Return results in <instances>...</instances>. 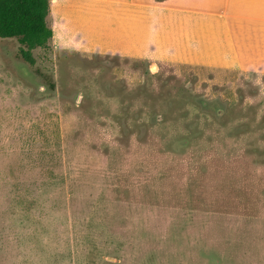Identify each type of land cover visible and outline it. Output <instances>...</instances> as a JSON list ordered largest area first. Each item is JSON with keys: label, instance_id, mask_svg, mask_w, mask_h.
<instances>
[{"label": "rangeland", "instance_id": "obj_1", "mask_svg": "<svg viewBox=\"0 0 264 264\" xmlns=\"http://www.w3.org/2000/svg\"><path fill=\"white\" fill-rule=\"evenodd\" d=\"M154 4L49 7L33 65L0 38V264H264V73Z\"/></svg>", "mask_w": 264, "mask_h": 264}, {"label": "crops", "instance_id": "obj_2", "mask_svg": "<svg viewBox=\"0 0 264 264\" xmlns=\"http://www.w3.org/2000/svg\"><path fill=\"white\" fill-rule=\"evenodd\" d=\"M79 1L97 4L100 11L97 15L106 19L119 18L124 21V32L133 35L135 31L141 35V8L153 7L154 0H49V7H54L60 17L72 21L73 15L61 13L59 5ZM154 8L165 21L169 16L184 14V27L193 24L190 18L198 21L201 28L197 33L204 40L203 53L217 58L211 65L232 67L239 72L264 73V0H163L155 2ZM72 25L73 22L68 27Z\"/></svg>", "mask_w": 264, "mask_h": 264}, {"label": "trees", "instance_id": "obj_3", "mask_svg": "<svg viewBox=\"0 0 264 264\" xmlns=\"http://www.w3.org/2000/svg\"><path fill=\"white\" fill-rule=\"evenodd\" d=\"M48 12L49 0H0V38L16 39L25 47L20 49V57L29 65L34 64L31 51L46 47L52 38Z\"/></svg>", "mask_w": 264, "mask_h": 264}]
</instances>
